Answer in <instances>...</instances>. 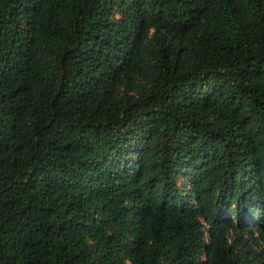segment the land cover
<instances>
[{
    "label": "trees",
    "instance_id": "16d2710c",
    "mask_svg": "<svg viewBox=\"0 0 264 264\" xmlns=\"http://www.w3.org/2000/svg\"><path fill=\"white\" fill-rule=\"evenodd\" d=\"M0 264H264V0H0Z\"/></svg>",
    "mask_w": 264,
    "mask_h": 264
}]
</instances>
